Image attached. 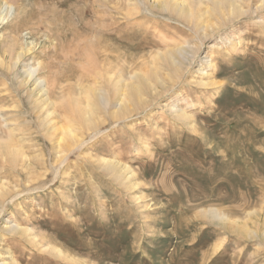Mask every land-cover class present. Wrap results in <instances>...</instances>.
I'll return each instance as SVG.
<instances>
[{"label":"rangeland","instance_id":"obj_1","mask_svg":"<svg viewBox=\"0 0 264 264\" xmlns=\"http://www.w3.org/2000/svg\"><path fill=\"white\" fill-rule=\"evenodd\" d=\"M257 1L205 37L145 0H0V11L4 3L12 9L0 23V147L11 143L24 154L14 164L0 155V261L9 260L8 248L10 264H264V6L255 8ZM174 43L190 61L173 82L163 68L166 92L145 95L148 103L128 117L100 111L94 131L81 127L71 110L75 100L85 105L89 87H107L97 72L147 77L153 56ZM20 49L30 52L13 66ZM208 57L210 77L199 72ZM29 67L54 83L58 131L20 88ZM72 125L76 144L63 132ZM104 159L133 172L129 180L108 174ZM208 209L253 234L207 219ZM7 220L26 233L6 231Z\"/></svg>","mask_w":264,"mask_h":264},{"label":"bare ground","instance_id":"obj_2","mask_svg":"<svg viewBox=\"0 0 264 264\" xmlns=\"http://www.w3.org/2000/svg\"><path fill=\"white\" fill-rule=\"evenodd\" d=\"M145 1L150 6L151 9H154L160 13L166 12L167 14L172 15L183 22H188L191 24L190 27H192L193 25L195 30L197 31L200 30L205 37L207 36L209 37L210 34L217 29V25L219 23L225 22L229 19H236L239 16L243 15V13H246L244 3L247 4L249 0H145ZM130 3L131 2H129V4ZM261 6H264V0H258L255 8L258 7L260 8ZM135 7L136 6L132 7L131 9L129 7L130 10L128 14L133 11L136 12ZM7 10L8 11L12 10L11 6H9L7 3H4L0 11V23H3L4 21L7 20L9 15L8 14L9 12L7 13ZM229 46H231L232 49L235 47L233 44H229ZM29 52H30L29 49L28 50L20 49L19 51L13 53V57L16 58V61L13 63V66L18 65L19 64L18 62H20L22 57H25V55L28 54ZM188 56H189L188 52L185 51L184 46H182L181 44L174 43L172 47H168V49L165 50L164 52L157 53L156 55L153 56L155 65H153L149 69L150 72L147 75V77L146 75H144L143 72H142L143 74L135 73L134 75H131L129 77L132 80L130 82L128 80L122 79L121 76H118L117 78L114 79L111 75H108L107 72H102L100 70L95 75L96 77L99 78V80L102 81L104 80L103 82L106 83L104 85H107V87L100 86V83H97V85L100 86L99 88H95L94 86L89 87L86 90L84 88L85 90L84 93L86 97L85 105H82L81 107L80 105H78V101L75 100L74 104L76 103L78 107H76V112L73 109L71 111L72 113H75L74 115L76 116L77 121L81 124V127L86 130H90V129L93 130V128L96 129L97 126L95 125L98 123L97 122L95 123L94 117L100 111L103 113H108L111 119H120V117H122L121 119H123L124 117H128L130 116L129 115L130 112L133 111L135 108L139 109L145 103L146 104L148 103V99H147L148 97L147 98L144 97L145 95L151 94L153 96H159L160 94L166 92L167 89H169L166 80L159 76L163 72V68L164 71L165 70L167 71L165 72V78L167 80L169 81L171 80L172 82L175 79L179 80V77H181L180 75L182 74L183 71H185V68L187 67L186 63L190 61L189 60L190 57L188 58ZM190 56L193 57V55ZM0 63L4 64L3 60H1ZM190 64H192V62ZM204 64L205 67L200 69L199 72L201 73V75L210 77L212 74V70L214 69V62L211 59V57L210 58L208 57L204 62ZM39 70L40 69L38 68H31V67L27 69L22 68L21 73L23 75V79L20 81V88L21 87L24 88L25 94L28 96V98L34 100L33 104L35 105V109L43 112L45 119L49 120V122L47 123L51 125L52 123H54V119H52V116L57 115L56 113L57 111L55 110L56 103L53 98L56 97L53 95V93H55L54 92L55 90L54 91L52 90L54 83L53 85L51 84L50 86L49 80L43 78L42 76L37 77L39 75L38 73L40 72ZM151 79L154 80V83L153 82L150 83ZM201 84L205 85V83H201ZM58 89L61 90V88ZM150 91L151 93H149ZM108 92H111L110 96ZM61 98H62L61 100H64L65 98L64 92H63V97ZM175 114L179 118L186 117V114L182 111V109L175 110ZM63 116L66 119L67 117H69L66 114H64ZM73 126L74 125H72V127L71 126L67 127L66 131L65 129H63V132H65L64 136H66L69 141L74 142L72 144H76V137L78 136V134L73 129ZM49 130H52L53 132L58 131L59 130L58 123L56 122V124L53 125L52 128ZM15 131L17 130H13V128L9 130V138L12 137ZM14 136L15 135H13V137ZM64 139L65 138L59 139V141L61 142ZM9 141H14V140L9 139ZM57 141L58 140H56V143ZM20 149L18 147H15L11 143H5L3 145L1 144L0 155L8 156L10 158V163L14 164L17 158L24 156L23 152H21L22 150L20 151ZM103 163L105 164L104 169L107 170V173L109 172L108 174H110V172L112 174H119L120 176L123 177V178L121 177L122 181L124 180L127 182L129 180V177H131V174L133 173V172L131 173V171L127 167L120 165L119 164L120 162L104 159ZM128 174H130V176ZM129 184L130 183H128L127 185ZM204 213L207 219L214 220L216 221V223H219L220 225H226L232 227L233 229H241L240 231L244 232L247 236H251L253 234V232L250 231L245 224H241L242 222H239L237 219L236 220L229 219L225 214L220 213L216 209H208L205 210ZM6 223H7L6 227L4 228L6 231H10L12 233L15 231H20L19 233L21 232H23L24 234L26 233V229H22V227L20 229L19 227L10 226L12 223L11 221L7 220ZM54 251L59 256H63L61 251L59 250H54ZM6 253L9 255L8 258L12 263L16 262L11 250L7 248ZM1 257L2 256L0 255V258ZM8 261H0V264H10V261L9 262Z\"/></svg>","mask_w":264,"mask_h":264}]
</instances>
